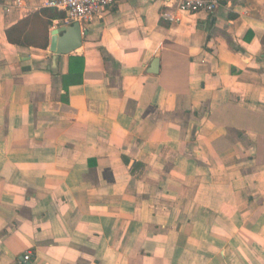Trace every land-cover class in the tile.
<instances>
[{
  "label": "crops",
  "instance_id": "1",
  "mask_svg": "<svg viewBox=\"0 0 264 264\" xmlns=\"http://www.w3.org/2000/svg\"><path fill=\"white\" fill-rule=\"evenodd\" d=\"M166 1L54 66L5 35L40 0H0V264H264V0Z\"/></svg>",
  "mask_w": 264,
  "mask_h": 264
},
{
  "label": "built area",
  "instance_id": "2",
  "mask_svg": "<svg viewBox=\"0 0 264 264\" xmlns=\"http://www.w3.org/2000/svg\"><path fill=\"white\" fill-rule=\"evenodd\" d=\"M123 0H40V7L54 8L64 13L63 23L74 21L82 24L89 21L93 16L101 14L105 9L114 6ZM169 0L165 3L169 5ZM21 0H15L12 7H19ZM219 5V0H174L175 13H212ZM163 16L173 21L176 20L175 14L163 12ZM29 253L24 257L29 259Z\"/></svg>",
  "mask_w": 264,
  "mask_h": 264
},
{
  "label": "trees",
  "instance_id": "3",
  "mask_svg": "<svg viewBox=\"0 0 264 264\" xmlns=\"http://www.w3.org/2000/svg\"><path fill=\"white\" fill-rule=\"evenodd\" d=\"M64 13L54 8L41 7L9 26L5 30L8 42L21 47L46 49L49 45V32L54 19H63ZM74 65L82 66L81 57H71Z\"/></svg>",
  "mask_w": 264,
  "mask_h": 264
},
{
  "label": "water",
  "instance_id": "4",
  "mask_svg": "<svg viewBox=\"0 0 264 264\" xmlns=\"http://www.w3.org/2000/svg\"><path fill=\"white\" fill-rule=\"evenodd\" d=\"M84 30L81 29L79 22L62 24L50 30L49 51L52 53L53 65L56 66L61 55H67L82 44ZM157 59L153 62L155 67Z\"/></svg>",
  "mask_w": 264,
  "mask_h": 264
}]
</instances>
